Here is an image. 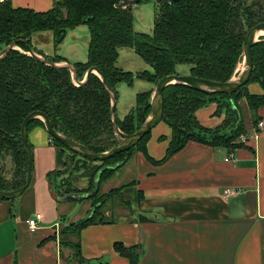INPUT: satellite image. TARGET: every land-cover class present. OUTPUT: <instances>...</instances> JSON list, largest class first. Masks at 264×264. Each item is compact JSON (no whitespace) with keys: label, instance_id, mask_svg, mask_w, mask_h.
Segmentation results:
<instances>
[{"label":"trees","instance_id":"trees-1","mask_svg":"<svg viewBox=\"0 0 264 264\" xmlns=\"http://www.w3.org/2000/svg\"><path fill=\"white\" fill-rule=\"evenodd\" d=\"M121 1L54 0L51 9L36 11L14 7L11 0H2L1 49L17 41L19 47L28 50L29 46L32 47V35L47 30L53 31L56 41L61 42L69 29L86 24L90 34L88 59L74 64L77 80H84L86 72L96 67L103 73L107 84L118 93V84L125 82L131 86L136 78L155 85L164 76L176 74L178 64H189V75L228 81L242 63L243 42L248 31L264 22V0H157L151 32L136 31L133 6H122ZM147 1L150 0H140ZM123 47L132 48L152 66L153 71L135 73L119 67L120 49ZM252 53L254 67L251 78L236 92L207 94L183 83L165 88L162 121L172 129V136L162 159L156 160L148 151L151 130L130 150L94 162L91 183L87 188L79 189L74 185L59 193L53 190L58 197L77 193L88 194L87 197L93 199V211L88 217L71 222L63 218L60 230L62 245L73 249L79 264L82 263V230L91 224L112 222L113 219L106 218L102 210L122 197L124 189L137 184L133 180L101 193L102 182L110 179L136 152H142L152 164L160 165L190 141L232 150L247 144L239 140L243 133L248 134L241 101L245 99L255 116V124H258L260 117L257 113L264 107V92L252 93L248 87L258 83L264 90V36L253 45ZM49 60L65 61L59 57ZM152 90L137 93L135 106L123 119L117 117V124L124 133L134 132L149 115ZM212 103L217 104L215 116L226 114L216 127H206L200 122L197 111ZM234 105L241 114L239 121ZM33 111L46 113L57 131L95 152L107 151L119 143L111 122V95L99 75L91 73L86 84L77 85L69 69L51 67L18 49H12L0 59V156H10L15 168L11 177L0 174L2 190H14L25 183L29 158L22 142L21 127ZM36 126L45 127V124L41 119H34L28 126L29 132ZM51 139L57 147L58 159L66 157L67 161L62 165L65 168L59 167L48 173L49 180L74 166L77 167L75 171L87 166V158L69 150L54 137ZM160 139L166 137L161 136ZM142 197L143 192L136 190L134 202L137 204ZM120 202L127 205L131 201ZM115 249L122 255L127 253V248L121 243L116 242Z\"/></svg>","mask_w":264,"mask_h":264},{"label":"crops","instance_id":"crops-1","mask_svg":"<svg viewBox=\"0 0 264 264\" xmlns=\"http://www.w3.org/2000/svg\"><path fill=\"white\" fill-rule=\"evenodd\" d=\"M11 2L36 11L54 5V0ZM141 3L146 5L140 8ZM156 3L132 4L141 31L146 23L143 8L149 6L154 17ZM248 88L252 93L264 92L258 83ZM242 102L249 112L245 126L250 135L258 124L247 102ZM216 108L212 103L197 111L204 126L216 127L223 121L226 113L215 116ZM257 114L264 123V107ZM153 129L147 148L160 160L172 129L162 127L158 134ZM161 136L166 137L163 142ZM29 137L35 156L32 181L14 201L0 200V264H79L73 249L61 243L64 220L57 213L53 189L47 188L48 173L59 168L57 147L45 127L36 126ZM246 143L232 150L190 141L160 165L136 152L129 161L136 158L135 189L143 197L135 209L124 206L125 218L82 230L81 264H264V127ZM231 151L235 158L226 161ZM41 187L42 199L48 203L44 208L39 203ZM38 212L40 226L32 231L27 219ZM116 242L127 248L125 255L115 249Z\"/></svg>","mask_w":264,"mask_h":264},{"label":"rangeland","instance_id":"rangeland-1","mask_svg":"<svg viewBox=\"0 0 264 264\" xmlns=\"http://www.w3.org/2000/svg\"><path fill=\"white\" fill-rule=\"evenodd\" d=\"M145 3L139 5L142 8ZM149 6H145L143 20H146V23L143 25V32H151L153 27V18L151 17V9H147ZM139 17V16H138ZM137 15L136 18L138 19ZM139 20V19H138ZM150 23L148 26H145L147 23ZM136 31H141L137 25H135ZM66 36L61 42L56 41V37L51 30L36 32L31 37L32 47L48 59H53L55 57L62 58V60L68 61L71 65L78 62H85L88 59V46L90 42L89 28L86 24H82L75 28L69 29L66 32ZM0 46V51H1ZM119 67L127 71L140 72L144 70L153 71L152 66L144 61L132 48L123 47L120 49V57L118 60ZM241 65V64H240ZM239 65V67H240ZM190 65L189 64H178L177 65V74L186 75L189 73ZM154 84L151 82L141 80L136 78L133 85H128L123 82L117 85V107H116V116L119 119H123L125 115L135 106L136 103V94L142 91H147L154 88ZM262 88V87H261ZM245 101V99H244ZM209 106V105H208ZM207 107V106H206ZM204 107V108H206ZM242 116L244 119V124L248 123L249 112L242 102ZM200 120V119H199ZM162 127H169L165 122L158 124L154 129L153 133L158 134ZM30 138V137H29ZM241 138H239L240 140ZM159 140H161L159 138ZM165 140V139H164ZM164 140H161L162 142ZM31 141V140H30ZM32 142V141H31ZM169 144V143H168ZM70 153V152H69ZM68 154V153H67ZM136 158L129 161L123 166H120L115 174L110 178L102 182L100 187V192L104 193L113 188L121 187L124 184L131 183L133 180L138 178V170L136 168L137 163ZM67 161L66 157H60L59 167H62ZM83 161L82 163H85ZM94 160L88 159L85 163V166L81 171H75L76 166L72 170L63 172L61 175H54L51 180L47 183V188L53 189L56 193L61 192L64 189H69L71 186H77L79 189H85L91 183V177L93 173ZM70 164V163H69ZM72 166V164H71ZM70 166V167H71ZM14 162L10 156L5 158L0 156V174H5L8 177H11L14 173ZM65 180V182H63ZM43 187L39 189L40 191V206L44 208L48 206V203L42 199ZM125 190V193L122 197L116 198L117 200L112 204L107 205L103 210V214L108 219H122L125 218L126 212L123 211L124 203L120 202L130 200L129 204L135 209L136 203L134 202L133 196L136 194L134 186H130ZM54 203H56V208L58 209L57 213L63 217L66 222L76 221L81 218H86L93 211V199L88 198V194H81L79 198H69L66 199L63 197H58L53 195ZM86 197V198H84ZM16 203V202H15ZM128 205V204H127ZM129 206V205H128ZM15 210V207H14Z\"/></svg>","mask_w":264,"mask_h":264},{"label":"water","instance_id":"water-1","mask_svg":"<svg viewBox=\"0 0 264 264\" xmlns=\"http://www.w3.org/2000/svg\"><path fill=\"white\" fill-rule=\"evenodd\" d=\"M168 2H172L173 0H165ZM140 0H122L121 5L127 6L132 4L139 3ZM260 32H264V22H260L253 26L247 33L244 42H243V60H242V67H238L235 74L232 76L231 79L228 81H217L212 79H205L200 77H195L192 75H180V74H171L164 76L161 78L157 84H155L152 94H151V111L145 121L132 133H124L117 124V116H116V107H117V93L113 90L108 84L103 75V73L97 69L96 67H91L84 77V80L78 81L77 80V69L75 65H71L67 61H52L44 57L43 55L36 52L31 46L28 47V50H24L18 46L17 41L11 42L9 45L5 46L0 51V59L6 56L9 51L12 49H18L21 52H24L28 55L33 56L37 60L55 68H67L72 73V78L75 84L77 85H84L89 79L91 73H96L100 76L103 81L105 88L111 95V122L114 129V132L119 140V143L114 147L110 148L107 151L103 152H95L91 150L89 147L80 144L71 138L65 136L64 134L57 131L46 113L41 111H33L24 119L21 127L22 132V142L28 154V167L26 171V179L24 185L21 187L14 189V190H2L0 189V198L4 199H17L20 197L23 192L29 187L34 172V149L32 148L29 142V124L34 119H41L44 124L47 132L64 144L69 150L83 156L84 158L90 160H107L114 157L116 154H119L124 151L130 150L133 146L137 145L145 136L148 134L153 128H155L160 122L163 120L164 116V106H165V99H164V90L166 87L177 84L183 83L188 84L196 89L203 91L207 94L213 93H233L236 92L240 87L246 85L252 75L254 61H253V53L252 47L253 45L258 42L261 37ZM234 111L236 113L237 120L241 119L240 111L238 110L237 106L234 105ZM81 195L77 193L66 194L65 198H79Z\"/></svg>","mask_w":264,"mask_h":264},{"label":"built area","instance_id":"built-area-1","mask_svg":"<svg viewBox=\"0 0 264 264\" xmlns=\"http://www.w3.org/2000/svg\"><path fill=\"white\" fill-rule=\"evenodd\" d=\"M263 127H264V123L263 122H259L258 123V125H257V128H256V130L254 131V133L253 134H247V133H243L241 136H240V140L242 141V142H248L250 139H255V138H257V136H258V134H259V131H260V129H263ZM234 152L233 151H231L230 153H229V155H228V157H226V161H231V160H234ZM227 193H229V191H227ZM42 219V213H40V212H38L36 215H35V217H30V218H28L27 219V223H28V225H29V227H30V229L32 230V231H34V230H36V229H38L39 228V226H40V220Z\"/></svg>","mask_w":264,"mask_h":264},{"label":"bare ground","instance_id":"bare-ground-1","mask_svg":"<svg viewBox=\"0 0 264 264\" xmlns=\"http://www.w3.org/2000/svg\"><path fill=\"white\" fill-rule=\"evenodd\" d=\"M259 34H260V36H259V37H262V36H264V32H260ZM240 67H242V63H241V65H240Z\"/></svg>","mask_w":264,"mask_h":264},{"label":"flooded vegetation","instance_id":"flooded-vegetation-1","mask_svg":"<svg viewBox=\"0 0 264 264\" xmlns=\"http://www.w3.org/2000/svg\"><path fill=\"white\" fill-rule=\"evenodd\" d=\"M81 156V155H80ZM82 158H84L83 156H81ZM86 159V158H85Z\"/></svg>","mask_w":264,"mask_h":264}]
</instances>
